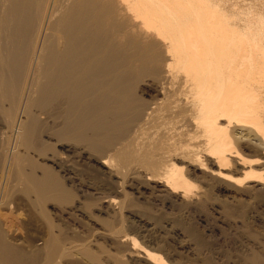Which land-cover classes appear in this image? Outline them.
Here are the masks:
<instances>
[{
  "label": "bare ground",
  "instance_id": "1",
  "mask_svg": "<svg viewBox=\"0 0 264 264\" xmlns=\"http://www.w3.org/2000/svg\"><path fill=\"white\" fill-rule=\"evenodd\" d=\"M0 173V264H184L134 226L246 225L224 210L264 205V0H0ZM13 191L40 239L8 235Z\"/></svg>",
  "mask_w": 264,
  "mask_h": 264
},
{
  "label": "rangeland",
  "instance_id": "2",
  "mask_svg": "<svg viewBox=\"0 0 264 264\" xmlns=\"http://www.w3.org/2000/svg\"><path fill=\"white\" fill-rule=\"evenodd\" d=\"M244 134L245 132H239V135ZM253 143H257V141L253 139ZM84 168V175L90 173L91 169ZM55 170L58 169L56 168ZM73 191L78 196L80 195L74 188ZM10 199L13 204L12 208L5 206L1 210L2 222L8 235L16 237L18 243H22L27 238L31 240L40 239L46 232L47 222L45 218L27 204L21 191L10 192ZM258 203L252 202L248 206L246 204L233 203L225 206L224 212L237 221H240L245 213L248 212L249 223L244 224V226L241 225V227L240 225L235 226L234 224H229V222L220 221L214 217L215 213L210 209L206 212L207 214H204L202 221L193 218L181 224H174V227L159 222L158 225L157 223L154 225L152 234L145 231L146 228H151V226H134L133 234L138 235L139 241L146 246L149 245L147 248L150 249L168 245L169 250H171L170 253L172 252L171 256L184 264H253L254 260L264 256V250L261 251L257 248L258 240L264 241V205L261 204L260 206V203ZM51 206H48L49 215L51 221L53 217L55 219L53 221L56 223V217ZM74 224L76 223L68 221L67 225H71L69 226L70 228H67L70 233H73L71 234L72 237H76L75 239L77 240L86 239L88 235L80 232L77 225ZM160 225L166 228L159 227ZM160 230L161 234L158 233ZM153 235L157 239H153ZM183 243H188L187 246L189 247L186 246V248L181 249V244L183 245ZM97 244H99L98 246L101 250L96 246H94V249H98L97 252L98 254L100 253L99 256L102 259L105 255L103 253L104 250L114 253L124 249V246L111 241L99 240ZM71 260L73 261L74 259L71 258ZM71 260L68 259V262L70 263ZM82 264L89 263L82 260Z\"/></svg>",
  "mask_w": 264,
  "mask_h": 264
}]
</instances>
